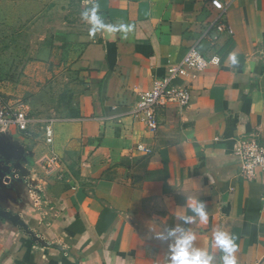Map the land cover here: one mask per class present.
<instances>
[{
  "label": "crops",
  "instance_id": "1",
  "mask_svg": "<svg viewBox=\"0 0 264 264\" xmlns=\"http://www.w3.org/2000/svg\"><path fill=\"white\" fill-rule=\"evenodd\" d=\"M73 1L0 0V40L35 23L43 41L30 51L49 61L52 87L63 88L46 115L27 114L26 132L8 131L31 154L25 167L40 199L27 179L5 173L0 209L43 244L0 218V264H167L168 242L155 235L182 224L177 210L187 198L208 214L183 225L194 247L220 264L212 241L223 230L238 245L237 264H264V178L242 177L234 152L250 135L264 146V0H232L223 20L233 35L199 46L219 65L174 81L189 88L191 102L160 108L155 132L132 108L215 17L209 0H77L86 10L99 6L107 27L95 33L72 16ZM53 156L59 163L48 171ZM183 214L193 215L186 206Z\"/></svg>",
  "mask_w": 264,
  "mask_h": 264
},
{
  "label": "built area",
  "instance_id": "2",
  "mask_svg": "<svg viewBox=\"0 0 264 264\" xmlns=\"http://www.w3.org/2000/svg\"><path fill=\"white\" fill-rule=\"evenodd\" d=\"M232 0L222 3L220 0H209V4L215 11V17L209 21L201 31L198 39L189 48L185 56L178 64L170 66L167 75L156 80L152 88L148 91L138 94L137 100L132 108L131 114L134 119L144 124L151 132L158 128L157 111L168 103H175L180 108H186L191 102V93L184 84L176 85L174 81L183 80L187 71H202L209 67H216L220 63L218 55L210 57L204 56L199 46L207 42L213 46L220 36L231 37L233 31L231 27L223 20V16ZM30 119L22 105L16 109L8 107L0 98V133L8 132L10 128H16L21 132H26L29 128ZM46 141L51 142V132H46ZM235 155L240 160L239 174L246 180H252L257 171L264 178V146L258 141L256 135L238 138L235 142ZM143 150L142 148H139ZM57 157L53 156L47 160L46 169L52 171L58 164ZM36 187H31V194L39 200V194ZM264 206V197H263Z\"/></svg>",
  "mask_w": 264,
  "mask_h": 264
},
{
  "label": "rangeland",
  "instance_id": "3",
  "mask_svg": "<svg viewBox=\"0 0 264 264\" xmlns=\"http://www.w3.org/2000/svg\"><path fill=\"white\" fill-rule=\"evenodd\" d=\"M84 11L86 8L83 5L77 0L73 1V17L82 21L84 18L81 14ZM31 26L35 28V23ZM31 26L27 30H24V26L17 34H11L6 42L3 38L0 40V98L14 109L22 105L28 115H46L48 109L53 108L50 101L53 97L62 95L63 88L57 85L52 87L56 76L53 70L49 71L47 68L49 61L38 59L30 51L36 50L32 46L43 41L36 38L38 33ZM44 41L48 42L47 39ZM59 58L62 61V55ZM57 81L55 79L56 83ZM54 103L60 105L58 101Z\"/></svg>",
  "mask_w": 264,
  "mask_h": 264
},
{
  "label": "clouds",
  "instance_id": "4",
  "mask_svg": "<svg viewBox=\"0 0 264 264\" xmlns=\"http://www.w3.org/2000/svg\"><path fill=\"white\" fill-rule=\"evenodd\" d=\"M81 15L91 22L92 33L107 27L99 14L97 4H93L91 9L84 11ZM185 206L193 215L183 214ZM185 206L178 207L177 210V216L182 224L167 227L155 235L157 239L168 242L167 264H217V257L207 249L194 247L195 234L183 226L192 224L196 218H199L201 222H207L206 205L200 199L187 198ZM212 243L222 254L220 264H237L235 253L238 251V245L227 231H216Z\"/></svg>",
  "mask_w": 264,
  "mask_h": 264
},
{
  "label": "water",
  "instance_id": "5",
  "mask_svg": "<svg viewBox=\"0 0 264 264\" xmlns=\"http://www.w3.org/2000/svg\"><path fill=\"white\" fill-rule=\"evenodd\" d=\"M31 157L29 152H26L24 147L9 135L8 132L0 133V178L5 173L11 175H17L14 177L17 182H24L28 180V184L34 187L36 182L30 178L28 169L25 167L28 158ZM0 189L5 190L3 184L0 181ZM0 218L10 222L23 234L27 235L35 244H43L41 237L28 226H26L18 216H14L4 210L0 209Z\"/></svg>",
  "mask_w": 264,
  "mask_h": 264
},
{
  "label": "flooded vegetation",
  "instance_id": "6",
  "mask_svg": "<svg viewBox=\"0 0 264 264\" xmlns=\"http://www.w3.org/2000/svg\"><path fill=\"white\" fill-rule=\"evenodd\" d=\"M28 164H30V161L28 160V162H27Z\"/></svg>",
  "mask_w": 264,
  "mask_h": 264
}]
</instances>
